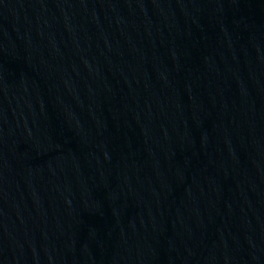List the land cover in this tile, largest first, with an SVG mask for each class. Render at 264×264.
<instances>
[{"label": "water", "instance_id": "obj_1", "mask_svg": "<svg viewBox=\"0 0 264 264\" xmlns=\"http://www.w3.org/2000/svg\"><path fill=\"white\" fill-rule=\"evenodd\" d=\"M0 264H264V0H0Z\"/></svg>", "mask_w": 264, "mask_h": 264}]
</instances>
